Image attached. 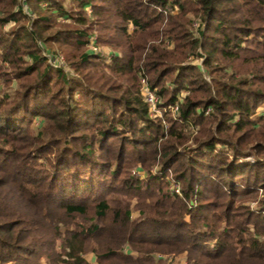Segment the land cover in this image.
I'll return each mask as SVG.
<instances>
[{
    "label": "trees",
    "instance_id": "16d2710c",
    "mask_svg": "<svg viewBox=\"0 0 264 264\" xmlns=\"http://www.w3.org/2000/svg\"><path fill=\"white\" fill-rule=\"evenodd\" d=\"M65 2L0 0V264H264V0Z\"/></svg>",
    "mask_w": 264,
    "mask_h": 264
},
{
    "label": "rangeland",
    "instance_id": "374dc122",
    "mask_svg": "<svg viewBox=\"0 0 264 264\" xmlns=\"http://www.w3.org/2000/svg\"><path fill=\"white\" fill-rule=\"evenodd\" d=\"M65 4L68 5L71 0H65ZM88 11L90 12L91 9L88 8ZM196 26H197V23H196ZM134 28V27H131V29ZM133 30V29H132ZM94 39H95V36H94ZM162 39V38H161ZM159 42V41H158ZM168 46L169 47H172L173 44L169 41H166ZM91 45V44H90ZM100 49H102L103 53L105 54H102L104 55L103 56V61L106 63V64H112V61H113V56H114V51H111L112 49L110 47H108L107 45H103V46H98ZM88 49H91V47H89V45L87 46V50ZM88 51H92L91 50H88ZM59 60L58 64H60L61 66L64 67V69L67 71V73L69 74H72V75H75L74 73V70L70 67V65L68 64L66 58L64 55H61L59 56V58L57 59V61ZM63 62V63H62ZM196 63H200L201 64V60H195ZM1 85V84H0ZM2 86V85H1ZM16 86V84H14V87ZM9 91V89L7 90ZM11 91V89H10ZM159 103H160V100L157 104V110L155 112H152V115L155 117V116H158L159 118L163 119L164 121V124H165V129L168 127V120H167V115L165 114L166 111H169L171 108H167V110L163 109L162 107L159 106ZM171 111L173 112V114H175V112L171 109ZM259 115H264V103H262L258 109H257V112L255 113V115H253V118L255 117H258ZM40 126V121L36 120L35 123H34V126L33 128L36 129L37 127ZM197 132V127H192L190 129H188V133L193 136L195 135ZM193 140L191 139V141H189V144H192ZM250 160L253 159L252 156H249ZM161 169V164L159 162H156L151 168H150V171L152 173H157L159 170ZM132 174H135V175H138V176H141V177H144L145 176V171L139 169V168H134L132 169L131 171ZM169 178L173 181V185H172V188L175 189L177 191V189L179 190L178 193L181 192V184L180 183H177L176 180H175V176L173 174V171H170V175H169ZM247 204L250 206L251 209H253L254 211H263L264 209V191L263 189H259V196H258V199H252V200H249L247 201ZM138 212L134 213L133 216H138ZM157 259H162L163 260V263L162 264H186L187 261H186V257L183 255V254H176V253H156L155 254ZM92 254L88 255V258L89 259H92Z\"/></svg>",
    "mask_w": 264,
    "mask_h": 264
},
{
    "label": "built area",
    "instance_id": "2783aa9c",
    "mask_svg": "<svg viewBox=\"0 0 264 264\" xmlns=\"http://www.w3.org/2000/svg\"><path fill=\"white\" fill-rule=\"evenodd\" d=\"M90 47H91L92 51L100 52L102 54H105V53H103L102 49H100L98 47V45L95 44L94 41L91 42ZM58 62H59V60H58ZM141 93H142L145 101L147 103H149L152 112H155L157 110V104H158L160 99H159V96L156 93V91L151 88V86L149 84V81H148V78L144 74L141 77ZM170 108L176 113L178 111V109H179V106L178 105L170 106ZM177 192H179L178 189H177ZM262 212L264 213V209H263Z\"/></svg>",
    "mask_w": 264,
    "mask_h": 264
}]
</instances>
